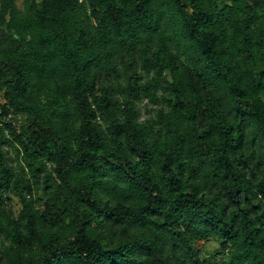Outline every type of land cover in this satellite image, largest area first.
I'll use <instances>...</instances> for the list:
<instances>
[{"label":"trees","instance_id":"trees-1","mask_svg":"<svg viewBox=\"0 0 264 264\" xmlns=\"http://www.w3.org/2000/svg\"><path fill=\"white\" fill-rule=\"evenodd\" d=\"M0 264H264V0H0Z\"/></svg>","mask_w":264,"mask_h":264},{"label":"rangeland","instance_id":"rangeland-1","mask_svg":"<svg viewBox=\"0 0 264 264\" xmlns=\"http://www.w3.org/2000/svg\"><path fill=\"white\" fill-rule=\"evenodd\" d=\"M143 105L145 104L143 103L142 105H140L139 111L142 118H145L149 115L148 112L152 111V109L150 107L144 108ZM10 203H11L12 212L14 214H17L19 209V203L17 198L12 197ZM200 247L202 248V253L204 255L215 253V251L218 249L217 244L215 242H207L205 244H201Z\"/></svg>","mask_w":264,"mask_h":264}]
</instances>
